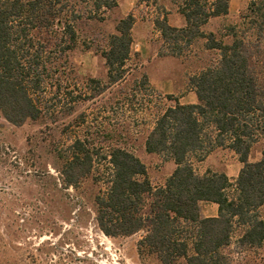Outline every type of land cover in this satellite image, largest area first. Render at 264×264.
<instances>
[{"label":"trees","instance_id":"1","mask_svg":"<svg viewBox=\"0 0 264 264\" xmlns=\"http://www.w3.org/2000/svg\"><path fill=\"white\" fill-rule=\"evenodd\" d=\"M82 1L80 7L77 0H0V111L11 124L21 126L58 103L66 107L104 90L91 92L89 84L85 91L71 88L64 73L85 18L115 5L114 0ZM184 1L185 27L172 26L167 16L154 20L166 55L181 56L186 46L204 37L218 59L190 77L197 103L176 99L157 115L146 138V151L174 160V172L155 185L133 151L117 145L104 155L89 137H78L63 156V174L72 186L90 176L104 182L95 172L101 169V157L108 159L107 189L96 196L98 225L106 235L143 231L140 252L156 254L162 264H234L227 247L264 244V149L259 160L250 159L264 137V0H250L239 23L224 26L220 37L206 34L202 25L210 17L227 15L230 0H213L209 11L200 0ZM134 24L133 14L121 19L102 49L112 84L132 70ZM133 83L152 89L147 74ZM217 148L235 152L243 163L235 181L226 172L196 170L195 162ZM202 202L217 203L218 216L203 217Z\"/></svg>","mask_w":264,"mask_h":264},{"label":"rangeland","instance_id":"2","mask_svg":"<svg viewBox=\"0 0 264 264\" xmlns=\"http://www.w3.org/2000/svg\"><path fill=\"white\" fill-rule=\"evenodd\" d=\"M114 1L112 8H103L96 18H85L79 43L70 52V65L64 71L71 88L77 85L85 91L89 84L91 92L104 88L100 94L67 102L66 107L58 103L21 126L11 124L0 111V264H162L156 254L140 252L143 231L112 237L100 229L96 196L107 189L108 159L100 155L101 169L95 172L104 182L90 176L72 186L65 181L63 156L78 137H89L104 155L120 145L142 159L155 185L162 184L171 166L164 157L146 151V138L157 115L176 104V99L182 104L198 101L190 77L216 61L218 51L208 49L202 37L186 46L181 56L166 55L154 20L167 16L172 26L185 27L180 11L184 0ZM212 2L200 0L208 11ZM249 2L230 0L229 13L210 17L202 30L220 37L224 26L239 23ZM76 4L82 7L85 3L77 0ZM129 14L135 16L132 70L123 81L112 84L102 49L108 46L117 23ZM144 74L152 89L133 83ZM92 78L101 84L91 83ZM70 104H74L71 109ZM263 149L264 137L260 136L250 159L259 160ZM194 165L199 173L210 170L233 176L239 168L235 153L225 148ZM261 213L264 217V206ZM225 250L234 264H264V244L247 249L233 244Z\"/></svg>","mask_w":264,"mask_h":264},{"label":"crops","instance_id":"3","mask_svg":"<svg viewBox=\"0 0 264 264\" xmlns=\"http://www.w3.org/2000/svg\"><path fill=\"white\" fill-rule=\"evenodd\" d=\"M185 18V17H184ZM169 21V20H168ZM185 22H186V20H185ZM182 99V98H181ZM182 103V102H181ZM191 103H197V102H191ZM218 149V148H217ZM216 150V149H215ZM232 153L234 154L235 152H233L232 151ZM150 154H156V153H150ZM212 154V153H211ZM211 154L210 155H208V157H210L211 156ZM156 155H159V154H156ZM159 156H162V155H159ZM163 157V156H162ZM208 157H206V159L208 158ZM235 157H237V160H238V162H239V168H238V170H237V173L236 174H234V176H233V174L231 175V174H229L228 172H226L227 174H228V176L230 177V179L232 180V181H235L236 180V178L238 177V175H239V173H240V170L242 169V167H243V163H241L240 161H239V158H238V156H237V154H235ZM205 159V160H206ZM165 160V159H164ZM205 160H203V161H200V162H204ZM165 163H167L169 166H171V171H169V173L165 176V179H164V181H163V183L166 181V179L174 172V170H175V168H176V163H175V161L174 160H165ZM242 164V165H241ZM205 173V172H204ZM201 174H203V173H201ZM162 183V184H163ZM201 214H202V216L203 217H216V216H218V214H219V205L217 204V203H214V202H202L201 203Z\"/></svg>","mask_w":264,"mask_h":264}]
</instances>
